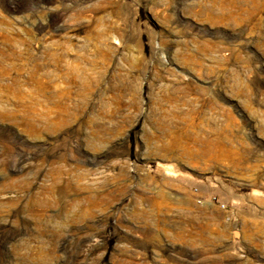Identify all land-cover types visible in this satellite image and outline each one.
<instances>
[{"label":"rangeland","instance_id":"rangeland-1","mask_svg":"<svg viewBox=\"0 0 264 264\" xmlns=\"http://www.w3.org/2000/svg\"><path fill=\"white\" fill-rule=\"evenodd\" d=\"M0 264H264V0H0Z\"/></svg>","mask_w":264,"mask_h":264},{"label":"built area","instance_id":"built-area-1","mask_svg":"<svg viewBox=\"0 0 264 264\" xmlns=\"http://www.w3.org/2000/svg\"><path fill=\"white\" fill-rule=\"evenodd\" d=\"M197 201L199 203H205V202L215 203L227 213L228 219H231L233 217L234 214L233 205H231L227 200H225L216 193L198 194Z\"/></svg>","mask_w":264,"mask_h":264}]
</instances>
